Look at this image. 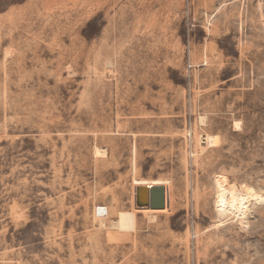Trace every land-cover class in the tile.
Returning <instances> with one entry per match:
<instances>
[{
	"label": "rangeland",
	"instance_id": "rangeland-1",
	"mask_svg": "<svg viewBox=\"0 0 264 264\" xmlns=\"http://www.w3.org/2000/svg\"><path fill=\"white\" fill-rule=\"evenodd\" d=\"M0 264H264V0H0Z\"/></svg>",
	"mask_w": 264,
	"mask_h": 264
},
{
	"label": "water",
	"instance_id": "water-1",
	"mask_svg": "<svg viewBox=\"0 0 264 264\" xmlns=\"http://www.w3.org/2000/svg\"><path fill=\"white\" fill-rule=\"evenodd\" d=\"M135 201L139 210H164L166 208V188L161 185L138 187Z\"/></svg>",
	"mask_w": 264,
	"mask_h": 264
},
{
	"label": "bare ground",
	"instance_id": "bare-ground-1",
	"mask_svg": "<svg viewBox=\"0 0 264 264\" xmlns=\"http://www.w3.org/2000/svg\"><path fill=\"white\" fill-rule=\"evenodd\" d=\"M204 120L205 119H202V123H204ZM237 127L239 128V124L237 123L236 124ZM262 198H258L256 199L257 201L258 200H261ZM246 209H248V204L245 206ZM96 213H98L99 217L101 218V221H105L109 215V211H108V208H99L98 210H96Z\"/></svg>",
	"mask_w": 264,
	"mask_h": 264
}]
</instances>
